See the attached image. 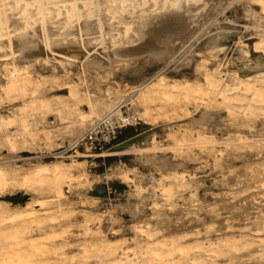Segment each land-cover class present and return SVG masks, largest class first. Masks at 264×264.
<instances>
[{"label": "rangeland", "instance_id": "obj_1", "mask_svg": "<svg viewBox=\"0 0 264 264\" xmlns=\"http://www.w3.org/2000/svg\"><path fill=\"white\" fill-rule=\"evenodd\" d=\"M13 1L0 0L4 31L10 28L4 19ZM201 1L207 2L206 13L200 12L188 33L175 41L166 60L139 58L128 69H117L113 78L83 58L77 64L50 59L26 65L11 54L5 61L0 69V170L8 177L0 179V209L6 211H0V264H264V66L244 73L242 60L255 46L264 55V9L253 0ZM74 3L45 0L44 7L52 12L57 5L65 9ZM77 4L90 5L94 18L99 16L98 0ZM218 31L221 53L202 45ZM94 42L101 51L107 48L101 35ZM179 63L184 64L177 68ZM208 75L219 81L215 90L207 84ZM250 75L261 83L257 88L263 96L253 99V90H230L238 85L237 77ZM161 76L169 89L190 82L193 95L151 90ZM223 87L228 92L222 99ZM113 107L114 122L124 124V133L144 124L153 129L149 145L155 151L144 150L155 152L150 158L142 157L135 144L133 157L120 154L109 162L95 153L114 145L95 150L79 142ZM199 108L215 117L204 125L184 119ZM9 137L17 139L14 147ZM160 158L171 165L157 166ZM45 163H62L65 169L63 182H53L57 189L51 186L56 192L29 180ZM15 173L20 175L12 178ZM108 181H125L127 187L99 198L88 194ZM133 209L137 213L128 215Z\"/></svg>", "mask_w": 264, "mask_h": 264}, {"label": "bare ground", "instance_id": "obj_2", "mask_svg": "<svg viewBox=\"0 0 264 264\" xmlns=\"http://www.w3.org/2000/svg\"><path fill=\"white\" fill-rule=\"evenodd\" d=\"M64 1H74L75 3L72 5H64L65 9H63L62 6L57 5L53 8L52 12H48L47 8L44 7L45 0H14L13 1L12 9L9 13L6 14V18L4 19V22L6 21L10 27L9 30L4 31V27L0 23V69L3 67L5 61L8 60V58H9V56H11V54L15 55V57L21 61H27L26 65H28V63L33 61V60H40L42 63L47 64V62L50 59H58L59 61L64 62V63L77 64L80 61V59L83 58V62L86 65L93 67L95 69H100L103 72L108 73L110 78H113L117 69L120 68V69L126 70V69L130 68L131 66H134L133 64L139 58H148L149 57L150 59H152V58L155 59L156 62L166 60L168 58V56L174 50L175 41L178 38H180V37H182L188 33V31L192 28V24H193V22H195L196 17L200 15V12L206 13L205 8L207 5V2L201 1V0H98L99 4H100V13H99V16L94 18V16H93L94 13L92 14V9L88 7L90 5H88L87 7H83L82 5L77 4V2L79 0H64ZM253 1L264 9V0H253ZM81 6L83 7L82 9H80ZM32 8H34V10H32ZM97 34H99V35H97ZM100 35L107 42V48L103 51L99 50V48L96 47L97 43L94 42ZM134 36H136V38L138 37L137 40L134 42L130 41L129 38H132ZM220 37H221L220 31L209 34L205 38L202 45L204 46V48H208L209 50L217 49L221 53L225 49H224V46L218 44ZM257 45H259V43ZM255 47L256 48H254V51L252 53H249L244 58H242L243 63H244V68H243L244 73H247V71L250 68L253 69V68H259V67L264 66V55L261 53V50H259L260 46H255ZM261 47L263 48V46H261ZM234 59H236V58H234ZM183 64L184 63H179V64H177L176 67L178 68V67L182 66ZM25 71H23V73H25ZM262 72H263V70H262ZM210 73H212V72H210ZM255 73H252V74H255ZM16 74H17V69H15L12 72L11 76L13 77ZM239 75H241V74H239ZM251 75H250V77L247 76L246 78L240 77V76L237 77V78H239L238 85L235 87L232 85L233 88L230 86V90L231 91H233V90L238 91L241 88H244L246 91L253 90V93L251 91L252 95L253 96L255 95L254 97L252 96L253 99L256 96H258V97L263 96V92L257 88L258 85H260L261 83L257 85L256 82L251 77ZM261 75H263V73L258 74V76H261ZM235 76H236V74H235ZM241 76H244V75H241ZM24 77H26V76H23V78ZM159 79L160 80L155 82V84L151 87L152 88L151 90L155 91L156 93L157 92H159V93L161 92V94L167 93V95H168V93H177V94H184L186 96H190L192 93H194L193 87L191 86V84H189L190 82L185 84V85H182L180 83H175L169 89L166 85L167 79L164 76H161ZM263 79H264V77L261 80L263 81ZM206 80H207V84H208L209 88L210 89L212 88L215 90V88L217 87V84H218V83L216 84V82L218 80L216 79L217 81L215 82L213 80V78L209 75L207 76ZM16 83L19 84L18 82H16ZM24 84H25V82H24ZM39 84H40V82H39ZM21 85H22V83H21ZM39 86H41V85H39ZM218 87H219V85H218ZM194 88H195V86H194ZM205 88H208L207 85ZM223 88H225V90L224 89L220 90V94L222 96V99H223V97L227 98L226 92H228V90L226 89L227 87H223ZM205 90H207V89H205ZM71 93H73V92L71 91ZM199 93H197V94H199ZM202 93H204V90ZM218 93H219V91H218ZM247 93H249V92H247ZM197 96H199V95H197ZM231 97H233V96H231ZM225 100L226 99H224V101ZM238 101H239V99H238ZM238 101H236V102H238ZM258 101H261V100H258ZM227 102L228 101L226 100V103ZM234 102H235V100H234ZM261 103H262V101H261ZM48 105L49 104L47 102L43 104V106H45V107ZM115 109H117V107H113L108 112L112 113ZM214 117H215V114H213L211 111H209L207 109L199 108L195 113L189 114L184 119L191 121V122H194V123H197V124H200V125H204V124L209 123ZM82 118H85V116ZM23 120L25 122L24 118H23ZM124 120H125V118H124ZM25 126H26V124H25ZM28 126H29V124H28ZM152 133H153V129L150 126L144 124L143 126L137 127V128L130 131L129 136H127V138L125 140V141H128V143L122 149L114 150V149L109 148V149L104 150L103 152L95 153V155L108 156L109 162H111L113 159H115L117 157V155H120V154H124V155H128L130 157H133L134 155L130 152V150L132 149L133 145L138 144L141 146V149L143 150L141 152V156L144 158H150L152 156V153H155V152H144V150L152 148L155 151L156 147L149 145V143H150L149 139L152 138V140H153V134ZM7 140L10 141L9 142L10 145L12 147H14L15 140H17V139L13 140V138L9 137V138H6V141ZM81 155L85 156L87 154L84 152H81ZM59 164L56 163L53 165V164H49V163L46 164L45 163L42 167L39 166L40 168L34 170L32 172V175H31V173L28 174V176L31 175V177H29V180L32 178V179L37 181V184H38V182L43 184V185L47 184L48 187L50 186V189L47 188L48 191L49 190H52V191L55 190L53 187H52L53 189L51 188V186H55V185H52L53 182H55L57 184L58 183L57 181H59L60 179L63 182L64 179L62 180V178L65 176V169L62 167L63 166L62 163H59ZM155 164L161 168L167 167V166L169 167V165H171L168 161L163 160L162 158H160ZM71 168L72 167H70L69 169H71ZM11 169L12 168L10 167V169H8V170L11 171ZM69 169H67V170L70 171ZM13 171H14V169H13ZM14 172H18V171H14ZM16 174L20 175L19 173H15V175L14 176L12 175L13 177L12 176L11 177L14 178L16 176ZM68 174H69V172H68ZM25 175H27V174H25ZM68 176H70V174ZM68 176H66V177H68ZM176 176H177V174H176ZM7 177L8 176L5 172V170L4 169L0 170V179H6ZM11 177H9V178H11ZM76 177H77V175H76ZM71 178H72V176H71ZM75 179H78V178H75ZM79 179H81V178H79ZM170 179L171 178H169V180ZM176 180H177V178H176ZM182 180H180V181H182ZM23 181H25V179ZM27 181H28V179L26 180V183H29ZM34 183H35V181H34ZM100 186L103 188L102 192L92 194V192H91L92 190L89 189L88 194L92 197H95V198L103 197V196H106V195L111 194V193H117V192L123 191L124 188L127 187V184L125 181H122V182H110V181H108V182H104ZM56 189H57V187H56ZM55 192H56V190H55ZM59 192H60L59 194H61L62 189H60ZM59 194L57 192L54 194V196L55 195L58 196ZM59 198H60V196H59ZM40 201H42V200H40ZM60 201H58V203ZM51 202H53L52 198H51ZM40 203L42 205L44 204V202L43 203L40 202ZM61 203L63 204V202H61ZM45 204H48V203H46V201H45ZM6 206L8 207V205H6ZM51 206H53V205H51ZM3 208H4V206H3ZM61 209H63V208H61ZM44 210H47V209H44ZM0 211H1V209H0ZM1 212H4V210H2ZM126 212L128 213V215L129 214L135 215L137 213V210H134V209L133 210H127ZM35 213H36V211H35ZM39 214H40V212H39ZM1 215H3V214L1 213L0 216ZM23 215L24 214H22V218H25L24 217L25 215L24 216ZM32 215L34 216L33 213H32ZM38 217H39V215H38ZM4 218H6V217H4ZM11 218H12V216H11ZM12 219H15V218H12ZM24 220H26V219H24ZM18 221H19V219H18ZM15 222L16 221H13V223H15ZM39 223H41V222H39ZM8 224H10V223H8ZM17 224H18V222H17ZM38 226L41 227L40 224ZM166 244H168V243H166ZM101 245H103V244H101ZM111 245H112V243H111ZM245 245H246V243H245ZM243 247H245V246L243 245ZM174 248H171V249H174ZM246 248H247V245H246ZM28 249H30V248H28ZM99 250H101V249L99 248ZM255 253H257V252H255ZM259 253H261V252H259ZM106 254H108V253H106ZM112 254H113V251H112ZM116 254L117 253H115V255ZM121 255H123V254H121ZM258 255H260V254H258ZM30 257H31V255H30ZM259 259H260V257H259ZM119 260H120V258L118 259V261ZM150 262H151V260H150ZM131 263H132V261H131ZM122 264H126V263H122ZM150 264H152V263H150Z\"/></svg>", "mask_w": 264, "mask_h": 264}, {"label": "built area", "instance_id": "obj_3", "mask_svg": "<svg viewBox=\"0 0 264 264\" xmlns=\"http://www.w3.org/2000/svg\"><path fill=\"white\" fill-rule=\"evenodd\" d=\"M123 126L121 122L116 125L114 114L110 113L92 123L81 135L79 142L86 143L91 149L103 150L120 140Z\"/></svg>", "mask_w": 264, "mask_h": 264}, {"label": "water", "instance_id": "obj_4", "mask_svg": "<svg viewBox=\"0 0 264 264\" xmlns=\"http://www.w3.org/2000/svg\"><path fill=\"white\" fill-rule=\"evenodd\" d=\"M131 130L125 131V133L123 132V135L120 137V140L114 144L113 146L114 150H120L123 147H125V145L128 143V141H125V140L127 136H129ZM102 191H103V188L101 186H97L96 188L92 190L93 193H98Z\"/></svg>", "mask_w": 264, "mask_h": 264}]
</instances>
